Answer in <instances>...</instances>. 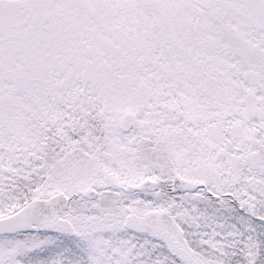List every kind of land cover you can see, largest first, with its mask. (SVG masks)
Listing matches in <instances>:
<instances>
[{"label": "snow or ice", "instance_id": "snow-or-ice-1", "mask_svg": "<svg viewBox=\"0 0 264 264\" xmlns=\"http://www.w3.org/2000/svg\"><path fill=\"white\" fill-rule=\"evenodd\" d=\"M0 264H264V0H0Z\"/></svg>", "mask_w": 264, "mask_h": 264}]
</instances>
